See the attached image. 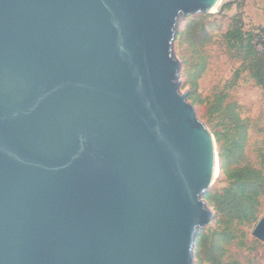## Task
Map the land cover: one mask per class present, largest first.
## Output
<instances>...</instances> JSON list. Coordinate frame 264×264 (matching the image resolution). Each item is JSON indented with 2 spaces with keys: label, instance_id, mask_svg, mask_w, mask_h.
Listing matches in <instances>:
<instances>
[{
  "label": "water",
  "instance_id": "obj_1",
  "mask_svg": "<svg viewBox=\"0 0 264 264\" xmlns=\"http://www.w3.org/2000/svg\"><path fill=\"white\" fill-rule=\"evenodd\" d=\"M218 1L0 0V264H195L219 157L174 44Z\"/></svg>",
  "mask_w": 264,
  "mask_h": 264
},
{
  "label": "rangeland",
  "instance_id": "obj_2",
  "mask_svg": "<svg viewBox=\"0 0 264 264\" xmlns=\"http://www.w3.org/2000/svg\"><path fill=\"white\" fill-rule=\"evenodd\" d=\"M232 2L230 10L224 11L223 5ZM253 9L264 12V0H222L215 13L198 14L183 19L179 33L183 32L188 23L196 18H202L207 23L208 40L195 47L190 42L175 41L174 53L181 63L180 81L182 93L195 92V97L205 100L194 104L198 118L212 132L222 130L218 115H211L217 95L226 97L227 103H235L242 120L247 126V134L243 146L244 163L264 171V91L250 78L243 69L242 61L235 58L223 36L231 28L234 17L242 12L245 26L256 27L250 13ZM246 28V27H245ZM257 28V27H256ZM259 49L263 48L258 46ZM193 103V100H189ZM214 135V134H213ZM215 137V136H214ZM216 139V138H215ZM217 143V141H216ZM219 157V144L217 143ZM218 159V158H217ZM220 166V159L218 160ZM226 177L220 168L219 174L213 180L210 191L226 187ZM210 206V205H209ZM211 207V206H210ZM215 219L211 225L201 230L208 238L202 242L203 248L195 247V264H210L205 259L206 250L210 245L219 243L225 249L223 260L236 261L238 264H264V243L253 237L256 226H241L232 239L223 236L219 227L218 216L213 207ZM264 217V195L261 197L259 218ZM258 223V222H257ZM199 233V234H200ZM199 236V235H198ZM197 236V238H198Z\"/></svg>",
  "mask_w": 264,
  "mask_h": 264
},
{
  "label": "trees",
  "instance_id": "obj_3",
  "mask_svg": "<svg viewBox=\"0 0 264 264\" xmlns=\"http://www.w3.org/2000/svg\"><path fill=\"white\" fill-rule=\"evenodd\" d=\"M232 2L223 5L224 11L230 10ZM242 12L234 17L231 28L223 38L234 53L235 58L242 61V66L249 73L251 79L264 91V41L263 49H258L261 35H264V26H259L255 31L245 28L242 20ZM207 23L202 18L191 20L186 29L177 35V40L190 42L192 47L205 43L209 32ZM195 92L189 94V100L193 105L199 100ZM205 100H199L204 103ZM211 115H218L222 130L213 134L219 144L220 168L226 177L227 185L223 189L209 191L204 199L214 208L218 216L219 227L223 228V236L232 239L241 226H251L260 220L261 197L264 195V171L243 160V146L247 134L245 121L241 119L235 103H227L226 97L219 94L214 99ZM204 233H200L196 239L197 256L198 250L203 248ZM207 251L205 259L210 264H238L236 261L226 262L224 247L215 243Z\"/></svg>",
  "mask_w": 264,
  "mask_h": 264
},
{
  "label": "crops",
  "instance_id": "obj_4",
  "mask_svg": "<svg viewBox=\"0 0 264 264\" xmlns=\"http://www.w3.org/2000/svg\"><path fill=\"white\" fill-rule=\"evenodd\" d=\"M252 10V9H251ZM250 17H253V24H256V27L264 26V12L261 10L253 9L248 13Z\"/></svg>",
  "mask_w": 264,
  "mask_h": 264
},
{
  "label": "bare ground",
  "instance_id": "obj_5",
  "mask_svg": "<svg viewBox=\"0 0 264 264\" xmlns=\"http://www.w3.org/2000/svg\"><path fill=\"white\" fill-rule=\"evenodd\" d=\"M222 0H219L217 5L214 7V9L212 10L213 12H215L217 10V8L219 7L220 3ZM219 165H218V160L217 158L215 159V177L219 174Z\"/></svg>",
  "mask_w": 264,
  "mask_h": 264
},
{
  "label": "built area",
  "instance_id": "obj_6",
  "mask_svg": "<svg viewBox=\"0 0 264 264\" xmlns=\"http://www.w3.org/2000/svg\"><path fill=\"white\" fill-rule=\"evenodd\" d=\"M246 27V29H248V30H250V31H255L256 33H259V31L258 30H256V27H253V26H248L247 27V25L245 26ZM264 41V35H261V41H260V43L258 44V46H261L262 47V42ZM259 49V48H258ZM263 49V48H262ZM262 49H259V50H262Z\"/></svg>",
  "mask_w": 264,
  "mask_h": 264
}]
</instances>
